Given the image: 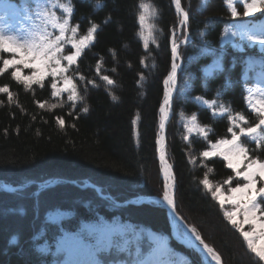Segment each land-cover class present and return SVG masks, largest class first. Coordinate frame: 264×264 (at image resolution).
Wrapping results in <instances>:
<instances>
[{
	"label": "trees",
	"instance_id": "obj_1",
	"mask_svg": "<svg viewBox=\"0 0 264 264\" xmlns=\"http://www.w3.org/2000/svg\"><path fill=\"white\" fill-rule=\"evenodd\" d=\"M139 2L73 0L72 23L80 25L81 34L90 23L99 26L94 45L73 66L77 81L83 75L95 80L97 87L81 88L83 100L75 110L66 94L62 106L49 110L47 105L61 102L51 97L48 80L44 88L33 85L26 90L10 74L0 75V86L7 85L13 93L11 103L0 93V264H22L26 259L54 264L55 257L39 252V247L53 244L60 231H78L97 221L134 231L133 239L138 238L145 255L153 246L147 236L151 230L167 238L171 258L182 254L187 264H207L197 251L172 236L166 207L130 202L141 195L162 194L156 143L159 107L163 80L171 67V30L180 19L173 0H144L155 10L150 20L155 26V43L150 38L146 51L136 19ZM181 4L190 21L177 42L186 35L189 38L179 48L182 62L166 126L167 159L176 177V211L221 255L223 264H256L224 216L225 206L221 208L200 183L207 175L213 185H222L227 192L229 185L223 182L234 175L232 170L221 157H200L209 147L202 137L193 133L190 143L183 137L185 122L195 113L199 124L211 129L212 142L230 138L228 115H220L219 108L210 109L194 99L197 96L216 100L249 120L255 118L248 109L246 89L264 77V54L246 39L235 37L240 49L225 41V36L239 20L264 24V15L233 19L227 0H181ZM238 11L242 14L241 4ZM98 62L100 75H108L114 85L108 86L97 76ZM37 102H46L45 108ZM85 106L87 113L81 111ZM57 117L65 120L63 128ZM89 182L98 189L82 186ZM3 183L15 190L4 189ZM50 215H59V219L50 220Z\"/></svg>",
	"mask_w": 264,
	"mask_h": 264
},
{
	"label": "snow or ice",
	"instance_id": "obj_2",
	"mask_svg": "<svg viewBox=\"0 0 264 264\" xmlns=\"http://www.w3.org/2000/svg\"><path fill=\"white\" fill-rule=\"evenodd\" d=\"M227 2L233 19L255 17L256 13L264 15V0ZM173 4L180 19L171 30V67L163 80L165 91L159 107L161 133L165 131L173 110V93L180 67L181 53L176 29L179 27L185 31L190 21L189 13L182 7L181 0H173ZM235 4L242 5V14ZM74 14L73 0H19V3L14 0H0V21L3 22L0 25V75L10 74L11 78L22 84L26 90L32 89L33 85L44 88L45 81L48 80L51 97L61 102L59 105H47L49 110L62 106L65 94L75 110L77 103L83 100L80 95L81 88L86 91L89 84L97 87L95 80H86L83 75H80L77 81L73 66H76L85 51L94 45L99 26L90 23L81 34L80 25L72 23ZM154 15L155 10L144 0H140L136 19L146 51L149 49L150 38L155 43L152 31L155 26L150 23ZM235 27L238 30L232 31V36H240L250 45H259L264 50V24L240 23ZM186 42L187 37L181 41ZM140 62L144 63L143 60ZM24 70H28V74H23ZM100 72L101 62H98L97 76L108 86L114 85L113 79L108 75L101 76ZM143 79L141 75L140 80ZM246 91L248 109L255 117L253 120H249L243 113H233L229 106L218 105L216 100L209 101L201 96L194 98L210 109L219 108L220 115H228L230 126L227 133L230 138H220L213 143L208 136L211 129L200 125L198 116L194 113L185 122L187 134L183 139L190 143L189 137L193 133L202 137L209 147L200 153V157H221L226 162V167L232 170L234 175H230L223 182L229 185L227 195L222 185H213L207 175L200 183L221 208L226 203L232 206V210L225 211L224 216L239 232L256 264H264V81L260 86L247 88ZM0 93L6 94L8 101L13 102V93L7 85L0 86ZM112 98L116 99L115 96ZM37 103L41 109L46 106V102ZM81 111L87 113L89 109L85 106ZM71 114L70 112L69 115ZM217 114L213 112V115ZM56 122L62 128L65 126L62 117H57ZM156 143L159 145L160 172L163 175L162 201L175 214L176 177L173 166L167 160L165 137L161 136ZM249 144H254V147L250 148ZM190 162L195 163V158H190ZM233 181H236L234 187L231 186ZM238 215H242L243 219L238 221ZM49 219L56 221L59 215H50ZM243 225H249V230H245ZM188 232L211 262L222 264L221 255L201 238L195 227H190ZM134 237V231L129 232L126 228L97 221L95 225L85 226L78 231H60L54 243L40 246L39 252H50L55 257L54 264H175L174 260L157 261L151 259L150 255L146 256L141 250L138 238L134 240ZM28 255L34 256V253L29 252ZM22 264H41V259H26Z\"/></svg>",
	"mask_w": 264,
	"mask_h": 264
},
{
	"label": "rangeland",
	"instance_id": "obj_3",
	"mask_svg": "<svg viewBox=\"0 0 264 264\" xmlns=\"http://www.w3.org/2000/svg\"><path fill=\"white\" fill-rule=\"evenodd\" d=\"M234 6H236L237 10H238V4H235ZM240 23H245V22L240 20L237 24H240ZM237 30L238 29L236 27L235 28H231L229 30V32L226 34V36H225V41L231 42V43L237 45L236 40H235L236 36H232L231 35L232 31H237ZM178 32H180V31H178ZM181 34H182V30H181V33L179 34V36ZM238 38L242 39L240 36H238ZM238 45H239V48L242 49L240 44H238ZM256 46L259 48V51L264 54V50H262L259 45H256ZM210 70L211 69H208V71H210ZM23 74H25V75L28 74V70H24ZM262 81H264V77H262L258 81L256 86H260L262 84ZM224 193H225V195L228 194V192H225V191H224ZM154 202H156V201H154ZM225 208H226V211L232 210V206L228 205L227 203L225 204ZM237 219H238V221L242 220L243 219L242 215H238ZM117 227H119V226H117ZM243 227L245 228V230H249V225H243ZM147 236H148L149 241L153 243V246H152L151 250H149L146 253V256L150 255L151 259H154V260H157V261H165L166 262V261L174 260L175 264H187L185 256L182 255V254H177L175 259H173V258H171L169 256L171 248H170L169 242H168V240H167V238L165 236L158 235V234L154 233L151 230H149L147 232ZM191 248L194 249L195 251H197L200 254V256H201L202 261H204L201 253L197 250V248H195V247H191ZM207 263L211 264L210 262H207Z\"/></svg>",
	"mask_w": 264,
	"mask_h": 264
},
{
	"label": "bare ground",
	"instance_id": "obj_4",
	"mask_svg": "<svg viewBox=\"0 0 264 264\" xmlns=\"http://www.w3.org/2000/svg\"><path fill=\"white\" fill-rule=\"evenodd\" d=\"M180 18V17H179ZM180 30V28L178 27L176 29V37L178 36V31ZM179 64H180V61H179ZM179 69V68H178ZM178 72V71H177ZM176 80H177V77H176ZM174 95V93H173ZM168 122V121H167ZM166 126H167V123H166ZM165 132H166V129L163 133H161V131L159 130V134H158V139L161 137V136H164L165 137V143H166V135H165ZM158 148H159V145H158ZM166 154H167V150H166ZM158 158H159V151H158ZM168 160V159H167ZM169 163V162H168ZM162 175V173H161ZM162 179H163V175H162ZM91 183V182H89ZM5 185H8L7 183H3V186ZM152 200L154 201H157L161 204H163L168 210H169V215L171 217V222H172V226L175 230V234L179 237V239L187 244H190V245H193V246H197L198 245V242L194 241L193 238H191L190 236V233L188 232V229L186 228V226L183 225V231L180 232L179 230V227H181L182 225V221L180 219V217L177 215V213H173L166 204L163 203L162 201V194L160 196H156L154 198H151ZM206 259L210 260L209 257L205 256Z\"/></svg>",
	"mask_w": 264,
	"mask_h": 264
},
{
	"label": "water",
	"instance_id": "obj_5",
	"mask_svg": "<svg viewBox=\"0 0 264 264\" xmlns=\"http://www.w3.org/2000/svg\"><path fill=\"white\" fill-rule=\"evenodd\" d=\"M180 44V43H179ZM176 86H177V83H176ZM175 91H176V89H175ZM172 114V113H171ZM171 116V115H170ZM166 135V134H165Z\"/></svg>",
	"mask_w": 264,
	"mask_h": 264
}]
</instances>
